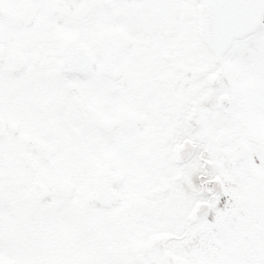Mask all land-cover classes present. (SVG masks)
I'll return each mask as SVG.
<instances>
[{"label":"snow or ice","instance_id":"snow-or-ice-1","mask_svg":"<svg viewBox=\"0 0 264 264\" xmlns=\"http://www.w3.org/2000/svg\"><path fill=\"white\" fill-rule=\"evenodd\" d=\"M0 264H264V0H0Z\"/></svg>","mask_w":264,"mask_h":264}]
</instances>
